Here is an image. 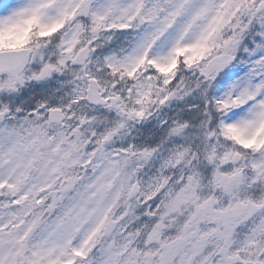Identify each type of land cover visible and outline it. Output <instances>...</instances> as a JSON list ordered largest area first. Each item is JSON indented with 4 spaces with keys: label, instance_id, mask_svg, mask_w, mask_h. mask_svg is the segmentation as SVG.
<instances>
[{
    "label": "snow or ice",
    "instance_id": "1",
    "mask_svg": "<svg viewBox=\"0 0 264 264\" xmlns=\"http://www.w3.org/2000/svg\"><path fill=\"white\" fill-rule=\"evenodd\" d=\"M0 264H264V0H0Z\"/></svg>",
    "mask_w": 264,
    "mask_h": 264
}]
</instances>
